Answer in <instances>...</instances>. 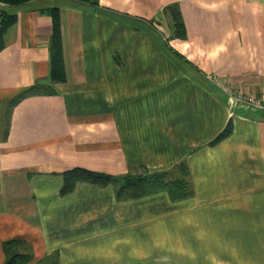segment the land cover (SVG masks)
<instances>
[{"label":"crops","instance_id":"0c3cea01","mask_svg":"<svg viewBox=\"0 0 264 264\" xmlns=\"http://www.w3.org/2000/svg\"><path fill=\"white\" fill-rule=\"evenodd\" d=\"M171 5L185 37L175 35ZM53 7L67 74L59 83L50 77ZM3 13L18 20L0 49V264L8 241L29 245L18 246L32 254L28 264L54 253L60 264L239 263L208 256L198 233L175 246L156 233L195 226L182 207L212 181L199 173L211 162L204 147L224 163L211 167L232 170L211 183L215 198L222 185L251 183L252 172L264 177V109L213 80L264 96V0H29L0 2V23ZM38 84L54 91L28 92ZM230 120L233 133L210 145ZM241 152L255 164L239 175ZM182 161L193 175L188 199L162 191L120 201L115 184L90 182L61 193L73 167L125 174Z\"/></svg>","mask_w":264,"mask_h":264},{"label":"rangeland","instance_id":"374dc122","mask_svg":"<svg viewBox=\"0 0 264 264\" xmlns=\"http://www.w3.org/2000/svg\"><path fill=\"white\" fill-rule=\"evenodd\" d=\"M208 149L207 146L204 147V161L208 160L211 161L210 164L213 162L217 166H223L224 163L219 165L217 162L221 160L218 158L219 156L215 157L217 151L209 152ZM207 152H209L208 155ZM247 155V152H241L235 159L239 165L236 168L239 175H241V171L247 173L246 170L250 163L255 164L254 160L249 161ZM210 164H207L208 169H203L199 173L202 177L207 173L208 180H212L211 183L217 178L219 172L232 171L228 168L217 169L218 167H211L212 164ZM145 171L146 169H141L136 173ZM155 171H168L165 175L167 179H185L194 188L192 171L186 161L178 163L171 169ZM256 179H259V182ZM250 182L222 185L216 193L219 198H215L216 195L212 190H209L212 187L211 183H201L199 196L196 199L188 200V203L182 207L189 210L191 215L188 219H191V224L194 223L195 226H190L186 231H157L156 240L166 244L169 236L172 235V245L175 246L176 243L184 239L193 240V243L195 233H198L210 245L209 248H205V252L209 251L208 256L220 255L221 262L228 261V256H235L237 257L235 261L241 262L234 263L232 260V262L223 264H248L251 261V264H260V257L264 255V177L261 173L256 175L252 172ZM196 211L198 212L196 213ZM194 219H197L196 223ZM21 246L25 249L29 247L25 243H22ZM179 250L182 251V248ZM173 255L176 254L173 253Z\"/></svg>","mask_w":264,"mask_h":264},{"label":"trees","instance_id":"16d2710c","mask_svg":"<svg viewBox=\"0 0 264 264\" xmlns=\"http://www.w3.org/2000/svg\"><path fill=\"white\" fill-rule=\"evenodd\" d=\"M29 0H0L7 4H20ZM93 3L96 0H80ZM52 15V31L50 35V77L53 82H65L67 80L64 50L61 12L58 7L50 10ZM0 23V49L3 47V39L6 30L18 20L16 14L3 13ZM167 15L171 21L175 35L178 37L186 36V25L180 9L171 5L167 9ZM50 91L53 89L41 87L39 84L33 86L28 92ZM234 131V123L230 120L225 128L211 140L210 145H216L229 137ZM179 167V166H178ZM168 171H150L144 173L127 172L125 174H112L98 171L86 167H73L63 172L64 183L61 193L67 194L73 191L78 182H90L100 186L108 184L116 185V196L120 201L141 198L147 195L166 191L173 201L183 200L194 194V188L185 179H167L165 175ZM23 242L8 241L4 244L7 259L3 264H28L33 256L29 251H21L18 246ZM35 264H60L57 253L51 254Z\"/></svg>","mask_w":264,"mask_h":264},{"label":"built area","instance_id":"2783aa9c","mask_svg":"<svg viewBox=\"0 0 264 264\" xmlns=\"http://www.w3.org/2000/svg\"><path fill=\"white\" fill-rule=\"evenodd\" d=\"M213 80L219 85L222 86L225 91L231 94L237 101L246 103L257 108L264 109V96L257 95L254 93L247 92L241 88L235 87L229 81H226L223 78L213 76Z\"/></svg>","mask_w":264,"mask_h":264}]
</instances>
